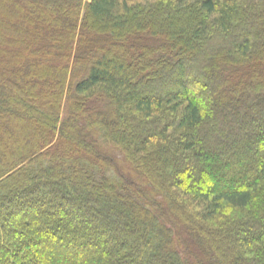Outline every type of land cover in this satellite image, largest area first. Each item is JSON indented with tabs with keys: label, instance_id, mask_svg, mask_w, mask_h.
I'll return each instance as SVG.
<instances>
[{
	"label": "trees",
	"instance_id": "1",
	"mask_svg": "<svg viewBox=\"0 0 264 264\" xmlns=\"http://www.w3.org/2000/svg\"><path fill=\"white\" fill-rule=\"evenodd\" d=\"M0 264H264V0H0Z\"/></svg>",
	"mask_w": 264,
	"mask_h": 264
}]
</instances>
